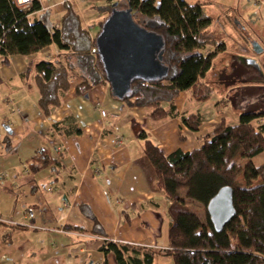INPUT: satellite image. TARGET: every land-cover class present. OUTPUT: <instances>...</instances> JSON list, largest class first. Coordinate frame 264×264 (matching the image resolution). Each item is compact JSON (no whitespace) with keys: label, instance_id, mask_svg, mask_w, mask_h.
I'll use <instances>...</instances> for the list:
<instances>
[{"label":"crops","instance_id":"crops-1","mask_svg":"<svg viewBox=\"0 0 264 264\" xmlns=\"http://www.w3.org/2000/svg\"><path fill=\"white\" fill-rule=\"evenodd\" d=\"M124 1L42 0L34 5L39 9L31 18L48 15L51 27L59 28L69 2L82 28L94 38L109 16L108 8ZM203 3L221 6L217 16L233 18L234 24L230 20L222 31L235 30V40L243 45L228 55L226 40L213 37L209 29L204 33L205 39L226 44L205 79L213 93L205 102L192 100L190 92L175 100L180 115L202 117L197 132L180 118L154 125L147 109H128L116 101L108 83L86 97L78 96L76 87L82 80L76 75L61 107L46 117L38 106L33 76L24 78V73L31 62L56 61L65 54L56 45L29 57L11 56L8 65H0V264H118L114 253L102 251L106 242L161 249L153 264L171 258L164 252L169 201L157 189L140 135H148L169 156L199 149L217 125L225 121L236 126L243 113L261 114L252 126H264V0ZM253 42L262 52L251 50ZM62 123L65 130L77 127L82 133L67 137L56 130ZM116 136L123 138L121 144ZM41 149L59 157L61 167L32 175L28 161ZM257 162H264V155ZM80 205L90 207L104 237L93 234V224L81 214ZM136 256L143 259L142 254Z\"/></svg>","mask_w":264,"mask_h":264},{"label":"trees","instance_id":"trees-1","mask_svg":"<svg viewBox=\"0 0 264 264\" xmlns=\"http://www.w3.org/2000/svg\"><path fill=\"white\" fill-rule=\"evenodd\" d=\"M205 6L203 2L190 5L184 0L118 3L119 9H132L137 24L164 38L163 62L169 75L154 83L136 81L124 100L119 101L112 94L116 101L128 109H147L154 125L180 118L191 131L200 130L202 117L180 115L175 100L182 92H190L192 100L205 102L213 93L205 79L217 56L226 51V44L204 38L213 24ZM38 9V6L31 8L32 12ZM64 9L60 27L52 28L48 15L31 18V10L22 11L11 0H0L2 65H8L11 56L29 57L52 45L65 52L56 61L31 62L24 73V78L33 76L38 106L46 117L61 107L73 76L82 80L76 87L81 97L107 84L95 44L100 32L92 38L82 28L81 18L69 2ZM108 10L110 15L112 7ZM206 50L210 52L205 54ZM261 116L243 113L236 126L221 122L199 149L189 153L178 150L165 156L148 135H140L157 189L169 201L168 249L164 252L174 264H264V162H257L264 155V126H252ZM56 130L67 137L82 133L77 127L65 130L64 123L56 125ZM53 165L61 167L60 158L41 149L28 161V170L34 175ZM224 187L234 191L236 216L222 233H217L207 205ZM182 191L186 192L185 198L180 194ZM188 201L203 205L205 220L190 210ZM79 211L93 224V234L106 235L89 206L80 205ZM126 220L129 221V215ZM102 251L114 253L118 264H153L158 252L114 242H106ZM141 254L143 259L139 260L136 255Z\"/></svg>","mask_w":264,"mask_h":264},{"label":"water","instance_id":"water-1","mask_svg":"<svg viewBox=\"0 0 264 264\" xmlns=\"http://www.w3.org/2000/svg\"><path fill=\"white\" fill-rule=\"evenodd\" d=\"M95 44L111 94L119 101L131 93L134 82L154 83L169 75V68L163 62L164 38L137 24L130 8L119 9L118 4L113 5ZM255 45V51L262 52L259 44ZM233 195L232 188L224 187L207 205L217 233H222L236 216Z\"/></svg>","mask_w":264,"mask_h":264},{"label":"rangeland","instance_id":"rangeland-1","mask_svg":"<svg viewBox=\"0 0 264 264\" xmlns=\"http://www.w3.org/2000/svg\"><path fill=\"white\" fill-rule=\"evenodd\" d=\"M184 1H186L190 5H195L196 3H198V1L199 2H204L206 0H184ZM230 1L234 2V1H237V0H230ZM209 7L210 6H208V5L205 6L206 12L208 14L213 15V17H215L213 25L209 28V32H211L213 34V37H215V36L216 37H221L222 39L226 40L227 43H228V46H229L228 55L229 54L232 55L233 50H235L237 48H240V46L243 45V43L241 44L240 41H236L235 40L236 38H234V37L237 36V34L235 33V30L231 29V30H228V32L225 33L224 30L222 31V27H225L226 24H229L230 23L229 21L232 20L233 18H222L220 15L217 16V14L220 12L219 10H220L221 6L218 7V8L217 7H210L209 8ZM221 19H223L224 21L220 22ZM232 22H233L232 24H234V20H232ZM256 23H258V21H256ZM99 32H100V29H99ZM238 35H240V32H239ZM251 35L254 36V34H250V36ZM230 37H232V42L234 44H232V42L230 41ZM253 43L256 44V42H253ZM250 46H251V50H255L254 47H256L257 45L253 46L252 44H250ZM262 55H263V58H264V53ZM239 185H242V181H239ZM180 194H181V196L183 198H185V195H186L185 191H182ZM188 207L190 208V210L192 212L196 213L203 220H205V209H204L203 205H201V204H199L197 202H189L188 201ZM164 240L165 241L167 240V235L164 236ZM159 250H161V249H158V252H161ZM163 264H173V261H172L171 258H167V260H165L163 262Z\"/></svg>","mask_w":264,"mask_h":264},{"label":"built area","instance_id":"built-area-1","mask_svg":"<svg viewBox=\"0 0 264 264\" xmlns=\"http://www.w3.org/2000/svg\"><path fill=\"white\" fill-rule=\"evenodd\" d=\"M42 0H11L12 4L18 8L19 10L22 11H30L31 8L35 5V4H39L41 3ZM262 3V2H261ZM1 65V63H0ZM102 118H107L108 114L106 111L101 110L100 112ZM123 142V138L121 136H116V143L117 144H121Z\"/></svg>","mask_w":264,"mask_h":264},{"label":"bare ground","instance_id":"bare-ground-1","mask_svg":"<svg viewBox=\"0 0 264 264\" xmlns=\"http://www.w3.org/2000/svg\"><path fill=\"white\" fill-rule=\"evenodd\" d=\"M31 12H32V10H31ZM33 13V12H32Z\"/></svg>","mask_w":264,"mask_h":264}]
</instances>
